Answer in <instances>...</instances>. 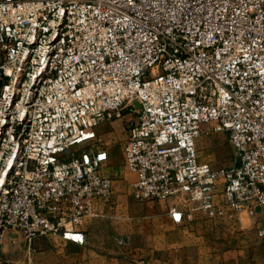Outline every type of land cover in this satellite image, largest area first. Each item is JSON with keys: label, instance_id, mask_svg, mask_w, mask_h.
Here are the masks:
<instances>
[{"label": "built area", "instance_id": "obj_1", "mask_svg": "<svg viewBox=\"0 0 264 264\" xmlns=\"http://www.w3.org/2000/svg\"><path fill=\"white\" fill-rule=\"evenodd\" d=\"M0 52V248L86 243L114 194L98 128L124 111L137 198L179 199L178 223L264 211V0H0ZM212 133L231 166L200 159Z\"/></svg>", "mask_w": 264, "mask_h": 264}, {"label": "crops", "instance_id": "obj_2", "mask_svg": "<svg viewBox=\"0 0 264 264\" xmlns=\"http://www.w3.org/2000/svg\"><path fill=\"white\" fill-rule=\"evenodd\" d=\"M123 117L131 118V114ZM123 130V119L99 129L109 152L105 171L108 175H112L111 142L123 135ZM200 159L207 161L201 156ZM128 176L131 182L137 179L136 173L129 172ZM146 202L148 209L134 219L130 229L104 227L109 219H125L118 209L115 214L109 209L106 214L87 220L81 226L85 244L50 234L35 240L30 248L21 234H7L0 248V264H264V240L253 226L243 224L244 212L237 214L227 208L225 216L217 220L196 212L194 220L178 223L172 219L170 208L181 209L179 199ZM259 214L264 216V211ZM118 237H128L129 242L120 244Z\"/></svg>", "mask_w": 264, "mask_h": 264}, {"label": "rangeland", "instance_id": "obj_3", "mask_svg": "<svg viewBox=\"0 0 264 264\" xmlns=\"http://www.w3.org/2000/svg\"><path fill=\"white\" fill-rule=\"evenodd\" d=\"M125 114L130 113L124 111L123 116ZM118 119H123V125L125 126L130 118L122 117ZM114 120L104 122L98 129L105 126H107V128L111 127V123ZM122 134L123 135H119L116 139H114V141L111 142L114 147L112 149L113 156L111 157V161L109 162V167H112L111 174L115 182L113 203L110 207V210L112 211L111 214H115V211L118 209V212L121 211V213H124L125 219L123 220L122 217L115 218L113 220L109 219V221L105 222L104 227L106 228H110L113 226H122L124 228L130 229L131 225L135 223L134 219L140 213H144L149 206V202L148 204L146 202L148 200H140L135 196L134 186L132 184L134 182H131L128 178V173L130 171L126 167L124 154L122 152V145L125 139L124 130ZM105 144H107L106 141ZM197 147L201 158L207 161H211L213 163L212 165L215 168L231 166L233 164L234 150L228 142L227 136L223 133H212L208 136H203L201 139H199ZM259 215L260 214H257L256 218H253L248 213L244 212L243 216V224L253 226L256 230L257 235L259 227L264 226V216L260 217ZM258 237L261 238L259 235Z\"/></svg>", "mask_w": 264, "mask_h": 264}, {"label": "water", "instance_id": "obj_4", "mask_svg": "<svg viewBox=\"0 0 264 264\" xmlns=\"http://www.w3.org/2000/svg\"><path fill=\"white\" fill-rule=\"evenodd\" d=\"M258 210H260V208H258Z\"/></svg>", "mask_w": 264, "mask_h": 264}]
</instances>
